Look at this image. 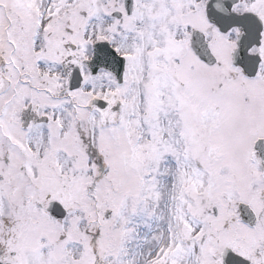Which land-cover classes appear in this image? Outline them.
Listing matches in <instances>:
<instances>
[{
    "label": "snow or ice",
    "instance_id": "snow-or-ice-1",
    "mask_svg": "<svg viewBox=\"0 0 264 264\" xmlns=\"http://www.w3.org/2000/svg\"><path fill=\"white\" fill-rule=\"evenodd\" d=\"M0 264H264V0H0Z\"/></svg>",
    "mask_w": 264,
    "mask_h": 264
}]
</instances>
